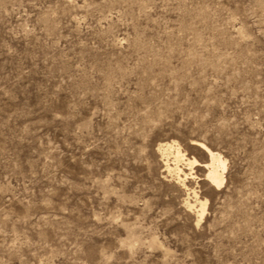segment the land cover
Here are the masks:
<instances>
[{"label": "rangeland", "instance_id": "rangeland-1", "mask_svg": "<svg viewBox=\"0 0 264 264\" xmlns=\"http://www.w3.org/2000/svg\"><path fill=\"white\" fill-rule=\"evenodd\" d=\"M0 264H264V0H0Z\"/></svg>", "mask_w": 264, "mask_h": 264}, {"label": "bare ground", "instance_id": "bare-ground-1", "mask_svg": "<svg viewBox=\"0 0 264 264\" xmlns=\"http://www.w3.org/2000/svg\"><path fill=\"white\" fill-rule=\"evenodd\" d=\"M192 143L210 152L209 154L211 155V159H209L210 161L205 162V164L207 165L206 167H208V172H206L207 173L206 178L209 179L213 184H216V185L221 184L223 182V175H224L221 169V166H222L221 161L217 159V156L212 152L213 150H210L202 142L194 141ZM161 146L167 158V162H165L167 170L169 172L176 173L177 178L181 181L185 180V178L188 177V174H191V172L189 173L185 172L183 168H188L191 170L193 169V166L200 164L199 160H197L195 157H186L185 156L186 152L183 153L181 148L176 142L162 143ZM170 157L172 158V163H170L172 165L168 163V160ZM204 204H205L204 202L201 203L202 208H201V213L199 216H202L203 214Z\"/></svg>", "mask_w": 264, "mask_h": 264}]
</instances>
